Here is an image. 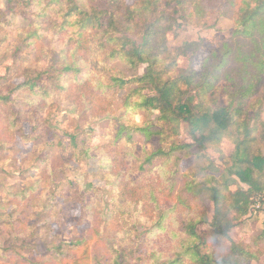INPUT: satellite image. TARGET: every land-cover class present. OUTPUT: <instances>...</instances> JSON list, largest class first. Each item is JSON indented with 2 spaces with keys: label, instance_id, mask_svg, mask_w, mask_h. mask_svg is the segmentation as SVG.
I'll return each instance as SVG.
<instances>
[{
  "label": "trees",
  "instance_id": "trees-1",
  "mask_svg": "<svg viewBox=\"0 0 264 264\" xmlns=\"http://www.w3.org/2000/svg\"><path fill=\"white\" fill-rule=\"evenodd\" d=\"M5 4L6 9H0V158H10L5 143L17 127L23 128L25 106L44 107L64 95L73 112L84 105L90 117L115 121L112 144L86 147L88 138L81 141L79 133L69 134V144L63 138L59 144L66 143L77 159L107 151L110 166L101 163L100 169L105 168L103 177L117 201L114 210H98L95 196L101 189L88 184L73 197L81 203V221L88 223L84 236L63 242V248L60 242L44 254H23L16 243L7 244L0 247V264L257 260L260 252L233 240L231 232L253 211L254 198L264 197V0H6ZM213 11L233 21L232 35L209 52L207 70L180 73V59L198 43L171 47L169 33L184 23L211 28ZM9 13L24 21L25 35L13 49L6 48ZM56 46V61L41 64ZM96 56L110 66L108 78L93 70ZM115 62L132 72L145 65V71L130 76ZM111 90L125 91L118 116L106 96ZM140 111L144 118L135 122L131 117ZM37 124L23 135L34 148L49 135ZM184 125L190 142L177 140ZM134 134L150 148L132 152L129 159L125 147L111 146L125 137L132 141ZM225 139L234 144L228 155L221 150ZM210 149L220 152L223 168L212 162L213 170L207 167L202 173L182 170L184 159ZM132 170L136 178L130 175ZM36 191L32 185L8 197L7 229L12 237L30 235L31 215L50 206L52 197L33 203ZM125 204L132 212L128 217L138 224L146 222L144 244L131 241L115 248L105 229H114L112 237L126 229ZM203 226L211 228L216 242L230 240V246L220 253L213 250L212 242L199 232Z\"/></svg>",
  "mask_w": 264,
  "mask_h": 264
},
{
  "label": "rangeland",
  "instance_id": "rangeland-1",
  "mask_svg": "<svg viewBox=\"0 0 264 264\" xmlns=\"http://www.w3.org/2000/svg\"><path fill=\"white\" fill-rule=\"evenodd\" d=\"M5 1L0 0V9L2 10L6 9ZM133 1L129 0V2ZM7 19L9 21L7 25L9 41L6 48L13 49L25 35L22 32L24 21L22 17L10 13L7 15ZM209 20L212 24L211 28L184 23L182 27L169 33V45L171 47H179L186 42L198 43L196 47H193L194 49L192 48L195 52L190 49L188 55L180 59L178 65L180 73L207 70L211 62L209 52L213 49L217 50L221 43L232 35L235 28L232 20L219 16L217 11L211 12ZM58 49L57 46L56 49L51 48L48 56L41 64L45 62L54 63L59 55ZM94 61L93 70L108 78L110 66L101 62L97 56ZM25 64H28V60ZM114 65L124 69L125 73L130 76L141 75L145 71V65H142L135 72L125 69L120 62H115ZM124 92V90H111V92L106 93V96L111 97V110L113 109L114 116L122 113ZM14 99L17 100V97ZM69 103V98L63 95L60 98L55 97L54 100H49L44 107L34 105L30 107V110H27L25 106L22 120L23 128L18 129L19 127H17V130L13 131V138L5 143L10 158H0V247L16 243L18 247L22 248L23 254L31 252L44 254L47 250L54 249V246L60 242H62L63 248V242L69 243L74 238L84 236L88 223L81 221L83 212L81 203L76 202L73 197L76 192L85 191L90 183L101 189L95 196L97 209L103 212L114 210L117 196H113L111 186L103 177V169L105 168L101 167L102 169H100L101 163H104L105 167L110 166L108 152L101 150L96 153L99 156H93L89 159L81 156L77 159L72 154L73 149H70L66 143L69 144V134L79 133L81 141L88 138L86 147L112 144L115 139V121L90 117L88 111L84 110V105L73 112ZM137 115L140 117L139 121L144 118V112L140 111ZM36 124L44 127V130L41 131L49 135L42 140V144L34 148L32 142L24 140L23 135L32 132ZM184 128L182 135L177 140L190 142L186 125ZM61 138L66 143L59 144ZM111 146L114 148L125 147V150L130 152V155L127 156L130 159L132 152L136 153L142 148L149 149L150 143L146 142L141 135L134 134L132 141L127 142L125 137ZM233 149L234 144L225 139L221 146L222 152L228 155ZM125 150L121 152H125ZM121 155L125 156L124 154ZM212 162L221 168L224 166L221 154L216 149H210L201 155L184 159L181 167L184 171L202 173L207 167L213 170ZM106 171L110 172V169H106ZM130 175L135 176V178L138 176L135 170H132ZM110 179L113 180L112 177ZM32 185L37 187V191L33 195V203L36 204L39 199L52 197L50 206L37 209L36 213L31 215L30 235L12 237L7 229L10 220L8 212L11 208L8 197L16 193L19 194L21 190ZM242 186L247 188L244 184ZM232 188L237 189V186ZM254 200L253 211L237 223L231 232V238L260 252L259 258L253 260L251 264H264V197L261 199L255 197ZM122 209L127 217L126 229L112 237L115 231L108 228L105 229V234L111 236L115 248L131 241H135L139 246L143 245L144 224L146 222L138 224L133 217H128L132 212L126 204ZM118 219H122V217ZM131 223L136 224L138 229ZM129 229L134 231L130 232ZM199 232L202 236L207 237L210 243L212 242L213 250L218 253L231 244L230 240L221 243L216 242L214 233L209 226L200 227ZM95 264L109 263L101 260L100 263Z\"/></svg>",
  "mask_w": 264,
  "mask_h": 264
},
{
  "label": "clouds",
  "instance_id": "clouds-1",
  "mask_svg": "<svg viewBox=\"0 0 264 264\" xmlns=\"http://www.w3.org/2000/svg\"><path fill=\"white\" fill-rule=\"evenodd\" d=\"M131 118H132L135 122H139V120H140V117H139L138 115H133Z\"/></svg>",
  "mask_w": 264,
  "mask_h": 264
}]
</instances>
